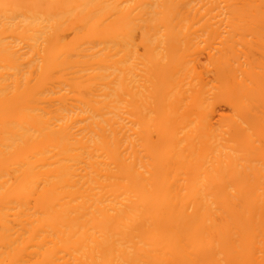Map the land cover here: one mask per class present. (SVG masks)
I'll return each mask as SVG.
<instances>
[{
	"label": "bare ground",
	"instance_id": "1",
	"mask_svg": "<svg viewBox=\"0 0 264 264\" xmlns=\"http://www.w3.org/2000/svg\"><path fill=\"white\" fill-rule=\"evenodd\" d=\"M260 28L264 0H0V264H264Z\"/></svg>",
	"mask_w": 264,
	"mask_h": 264
},
{
	"label": "rangeland",
	"instance_id": "2",
	"mask_svg": "<svg viewBox=\"0 0 264 264\" xmlns=\"http://www.w3.org/2000/svg\"><path fill=\"white\" fill-rule=\"evenodd\" d=\"M252 29H253V31H254V28H252ZM260 29H263V28H260ZM247 30H248V31H247ZM249 30L252 31L251 29H246V30H244V31H245V33H246V32H249ZM255 30H258V29L256 28ZM242 31H243V30H242ZM262 31H264V29H263ZM245 33H244V34H245ZM223 34H224V32H223ZM235 34H237V33H234V37L237 38V37L235 36ZM254 34H255V33H254ZM251 35H252V34L247 33V34L244 35V38H242V37L239 35L240 37L238 36L239 38H237V40H240V39H241V40H245V36H246V37H247L246 39H247L248 41L250 40L249 42L251 43L252 39L254 38V37L250 38L249 36H251ZM252 36H253V35H252ZM254 42H255V38L253 39L252 45H253V46L255 45L256 48L259 49V48H258V45L255 44ZM237 44H238V43H237ZM243 44H244V43H243ZM243 44H242V46L244 47L245 45H243ZM253 46H252L251 49H253V51H254V50H256V51H254V52L252 51V52H253L254 54H256L257 49H256V48L254 49ZM238 47H241V43H240V46H238ZM243 47H241V48H243ZM201 48H202V47H201ZM204 48H206V46H205ZM204 48H202V49H204ZM202 49H199L198 52H195L196 55H197L198 57H195L196 55L194 54V58H197V59L199 58V59H198L199 61L202 59L200 62L205 63L204 60H205L206 58H203V56H204V55L206 56V52L204 53V51H205L206 49L203 50V51H202ZM141 51L143 52V48H142V46H141ZM201 51H202L204 54H203ZM193 53H194V52H193ZM193 53H192V54H193ZM200 54H201L202 56H199ZM256 56H259V55L256 54ZM261 56H263V55H260L259 57L261 58ZM259 57H258V58H259ZM262 58H263V57H262ZM262 58H261V59H262ZM203 59H204V60H203ZM194 60H195V59H194ZM198 60H196V63H200ZM197 61H198V62H197ZM205 61H206V60H205ZM261 61H262V60H260V62H261ZM260 62H259V64H260L259 66H260L261 68L258 67V68H259L258 70L262 69V67H263V69H264V66H262V64L264 65V63L262 62V64H261ZM234 64H235V63H234ZM263 69H262V71L260 70V72L263 73ZM218 101H219V100H218ZM218 101H217L216 103H214V105H215V104H218V105H215V107H214V108L216 109L215 112L217 111V108H218V109H219V110H218L219 112H216V113H221L222 111H224V112H222V113L224 114V113L227 111V112H226V113H228L227 115H230V114H229V113H230V112H229V109H230V108H229V107L227 108L228 105H227V104H223V103H221V102H220V104H219ZM224 105H225V106H224ZM261 106H262V105H261ZM216 107H217V108H216ZM263 107H264V106L261 107V111H262V108H263ZM263 109H264V108H263ZM220 111H221V112H220ZM215 112H214V114H215ZM231 112H232V111H231ZM226 113H225V114H226ZM215 115H217V114H215ZM218 115H219V114H218ZM218 115H217V116H218ZM262 115H263V117H264V112H263V111H262ZM215 117H216V116H215ZM214 119H215V118H214Z\"/></svg>",
	"mask_w": 264,
	"mask_h": 264
}]
</instances>
